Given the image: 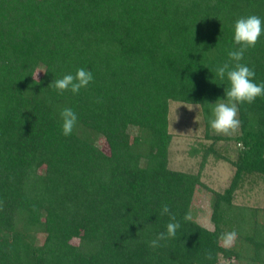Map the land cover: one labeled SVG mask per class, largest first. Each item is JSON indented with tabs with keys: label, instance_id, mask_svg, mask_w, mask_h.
Segmentation results:
<instances>
[{
	"label": "trees",
	"instance_id": "16d2710c",
	"mask_svg": "<svg viewBox=\"0 0 264 264\" xmlns=\"http://www.w3.org/2000/svg\"><path fill=\"white\" fill-rule=\"evenodd\" d=\"M249 15L264 21V0H0V264H264V204L233 203L264 176V96L239 106L238 135L211 138L236 142L235 160L210 145L197 173L168 168L169 105L199 106L208 132L228 87L216 69ZM241 63L264 82V33ZM79 68L94 78L79 94L49 87ZM210 155L233 167L222 192L201 181ZM199 192L213 230L195 219ZM164 204L181 227L151 248Z\"/></svg>",
	"mask_w": 264,
	"mask_h": 264
},
{
	"label": "clouds",
	"instance_id": "9594fccd",
	"mask_svg": "<svg viewBox=\"0 0 264 264\" xmlns=\"http://www.w3.org/2000/svg\"><path fill=\"white\" fill-rule=\"evenodd\" d=\"M262 33H264V21L257 15L241 17L234 24V47L228 52V60L216 69V76L220 80L226 78L228 81V87L225 88L226 99H219L213 104L212 117L209 121L216 135L232 136L235 134L241 124L238 119L239 106L251 105L258 97L264 96V82L255 83V70L241 63L245 52L256 46ZM93 79L91 71L79 68L74 75L69 73L60 79H55L49 87L61 95L66 91L77 95L81 89H86ZM187 108L192 110V108ZM60 118L62 135L71 136L78 122L76 112L66 107L60 112ZM160 214L168 215L170 222L166 225V232L159 233L149 242L151 248L160 247L161 241L175 238L177 229L181 227L176 215L171 212L167 204L162 206ZM183 219L191 221L190 210L185 213ZM236 239V231L224 232L220 235L219 242L227 249L235 244ZM207 258L211 259V253H208Z\"/></svg>",
	"mask_w": 264,
	"mask_h": 264
},
{
	"label": "rangeland",
	"instance_id": "374dc122",
	"mask_svg": "<svg viewBox=\"0 0 264 264\" xmlns=\"http://www.w3.org/2000/svg\"><path fill=\"white\" fill-rule=\"evenodd\" d=\"M41 73L42 70H39L37 76ZM187 107L192 108V110ZM168 123L169 132L172 135L168 150V168L173 171L192 174L199 171L201 154L193 153L194 149L213 145L217 153H223L228 159L235 160L237 152L241 148L233 140L213 141L212 137L233 138L239 134L240 130L232 136L216 135L211 127L207 132L199 106L171 103L169 105ZM136 131V129H131L130 133L133 135ZM101 147L107 151L105 143H102ZM232 168L228 162L218 160L210 155L205 167L201 170V181L208 187L222 192L229 186L233 174ZM233 203L261 208L264 204V176L251 175L246 177L240 189L235 193ZM194 211L196 221L208 230H213V224L210 220V202L205 193L199 192L196 195ZM41 240L42 238H40V242ZM225 263L226 261L222 259L219 262V264Z\"/></svg>",
	"mask_w": 264,
	"mask_h": 264
}]
</instances>
